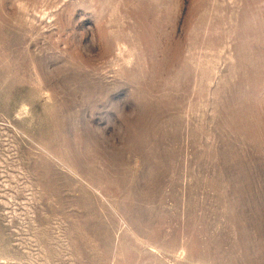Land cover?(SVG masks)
Here are the masks:
<instances>
[{
    "label": "rangeland",
    "instance_id": "1",
    "mask_svg": "<svg viewBox=\"0 0 264 264\" xmlns=\"http://www.w3.org/2000/svg\"><path fill=\"white\" fill-rule=\"evenodd\" d=\"M0 264H264V0H0Z\"/></svg>",
    "mask_w": 264,
    "mask_h": 264
}]
</instances>
